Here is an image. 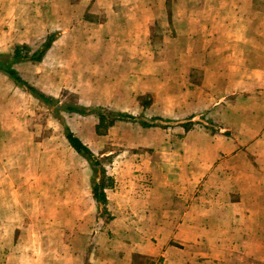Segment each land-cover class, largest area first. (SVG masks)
Returning a JSON list of instances; mask_svg holds the SVG:
<instances>
[{"label":"rangeland","instance_id":"1","mask_svg":"<svg viewBox=\"0 0 264 264\" xmlns=\"http://www.w3.org/2000/svg\"><path fill=\"white\" fill-rule=\"evenodd\" d=\"M63 12L73 16L60 21ZM31 24L42 25L45 38L74 33L76 50L108 51L119 80L139 79L142 91L152 90L140 97L142 112L134 115L156 119L159 132L137 134L130 123L103 138L84 131L85 145L102 151L93 167L65 149L62 135L61 144L50 138L45 153L27 155L37 168L0 169V264H118L123 251L115 218L96 206L91 190L126 173L131 149L165 155L173 175L187 147L197 146L199 160L189 161H216L211 172L235 179L237 194L248 193L252 181L264 184V0H0V59ZM43 107L37 110L46 119L52 112ZM214 144L233 152L215 159ZM59 147L60 153L48 152ZM131 175L139 194L150 190L149 174L135 167L125 178ZM244 239L238 233L230 241L238 264L246 258Z\"/></svg>","mask_w":264,"mask_h":264},{"label":"crops","instance_id":"2","mask_svg":"<svg viewBox=\"0 0 264 264\" xmlns=\"http://www.w3.org/2000/svg\"><path fill=\"white\" fill-rule=\"evenodd\" d=\"M65 6L61 9H67ZM69 15L72 17V12L58 13L57 17L63 21ZM30 27L26 29L25 36L16 39L15 47L24 46L31 50L44 43L49 33L39 24H31ZM73 34L67 31L58 33L39 62L23 60L12 64L19 77L51 99L52 104L36 98L0 71L6 79L0 83V169L37 168L38 165L34 164L38 161L29 162L27 155L45 153L44 148L51 145V139L53 144H61L62 135L67 144L65 149L93 167L69 144L65 129L94 156L102 151L94 146L87 147L83 137L84 131H95L98 118L94 114L67 112L65 107L86 111L96 109L132 117L142 112L140 97L152 90L142 91L139 79L137 83L119 80L120 67L107 60L108 51L74 49L77 45L72 42L77 38L74 39ZM12 55L13 51L3 56L11 60ZM200 70H205V67ZM45 73L51 77L48 78L50 80L42 79ZM25 74L29 79H25ZM186 84L188 82L185 81ZM38 104L52 112L46 119L39 115ZM151 107L156 110V105ZM188 107L186 103L185 109ZM163 112L168 113L166 109ZM121 123L136 124L134 132L137 134L141 130L144 135L155 136L159 132L154 127L142 129L138 123L115 122L96 136L105 137ZM211 138L215 140V137ZM131 150L132 157H127L131 163L129 169L103 190L105 205L95 202L91 190V200L96 206L105 208L107 214L115 218L113 225L121 238L120 249L123 251L118 264H238L234 253L236 245L230 242L238 233L245 235L246 252L243 254L246 258H242L241 264H264L263 182L257 184L252 181L247 185L248 193L237 194L235 179H221L211 172L216 161L207 165L189 161L191 157L199 160L195 157L200 154L197 146L187 147L173 175L171 171L174 169L165 155L148 151L146 156L144 152ZM48 152L60 153L61 150L59 147ZM209 152L215 159H225L233 149L230 145L218 149L214 144ZM141 153L143 156L139 155ZM135 167L151 176L152 184L147 193L139 194L140 185L136 177L125 178ZM111 169L107 168L109 174ZM238 219L244 221L243 226L238 225Z\"/></svg>","mask_w":264,"mask_h":264},{"label":"trees","instance_id":"3","mask_svg":"<svg viewBox=\"0 0 264 264\" xmlns=\"http://www.w3.org/2000/svg\"><path fill=\"white\" fill-rule=\"evenodd\" d=\"M54 40V37L49 36L45 39L44 43L32 54L28 55L30 52L26 47L16 46L13 50V55L11 57V60L6 56L2 59H0V71L5 73L10 79H12L17 85L20 87L25 88L28 92H30L32 95H34L36 98L43 100L47 104H52V100L49 98H46L45 96L38 93L35 89L27 85L17 74V72L12 68V64L23 61V60H30L34 62L41 61L44 53L50 48V45L52 44ZM23 51H26L25 54H23ZM65 111L67 112H75L78 114H94L98 118V124L96 126V134L100 135L102 133V130L106 131L108 127L113 126L115 122H133L138 123L139 125L145 127V128H152L156 127L157 124H154L153 122L155 120H145L143 118L138 117H132L126 114L122 113H111V112H101L96 109H90L88 111L78 108H72V107H65ZM102 129V130H101ZM66 138L69 142V144L72 146V148L81 156H83L90 164L97 165V161L94 158V156L88 151V149L81 144V142L74 138L72 134L65 129ZM104 184L95 185L93 187V198L97 204L105 205L106 199L104 194Z\"/></svg>","mask_w":264,"mask_h":264}]
</instances>
